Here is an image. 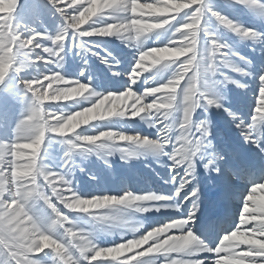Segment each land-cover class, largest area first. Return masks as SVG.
I'll return each instance as SVG.
<instances>
[{
  "label": "clouds",
  "instance_id": "9594fccd",
  "mask_svg": "<svg viewBox=\"0 0 264 264\" xmlns=\"http://www.w3.org/2000/svg\"><path fill=\"white\" fill-rule=\"evenodd\" d=\"M221 2L248 9L264 24L259 0ZM31 3L47 10L56 21L54 31L39 16L32 24L21 22L18 0H0V89L9 85L6 93L21 108L11 137L0 140V264H264V183L250 188L235 226L214 244L198 234V204L186 217L152 223L153 214L183 213L190 199L181 200L186 184L171 194L85 195L70 166L76 157L95 156L109 168L116 156L125 164L151 159L160 167L167 159L171 172L185 168L191 174L199 159L207 161L206 173H218L223 157L209 154L214 147L211 120L195 119L201 110L207 117L212 109L227 113L245 142L264 153L253 139L264 126V71L252 123L246 124L226 105L230 86L246 93L251 85L229 73L250 80L253 63L222 42L221 35L232 33L242 43L264 46V32L215 10L213 0ZM113 40L134 56L123 91L101 92L91 80L62 74L69 41L79 53L98 56L111 67L115 57L94 49ZM133 122L155 130L156 137L130 130ZM193 128L201 133L194 137L196 153ZM56 146L64 150L62 167L48 163ZM175 181L173 176L165 183ZM107 241L113 243L103 246ZM41 254L44 260L38 259Z\"/></svg>",
  "mask_w": 264,
  "mask_h": 264
},
{
  "label": "rangeland",
  "instance_id": "374dc122",
  "mask_svg": "<svg viewBox=\"0 0 264 264\" xmlns=\"http://www.w3.org/2000/svg\"><path fill=\"white\" fill-rule=\"evenodd\" d=\"M259 3L264 4V0H259ZM213 5L215 10L239 21L244 26L264 32V24L259 23L248 9L239 5L227 7L221 0H213ZM17 16L21 22L27 24H32L39 16L49 29L54 31L56 27V21L49 17L47 10L42 5L40 7L33 6L31 0H20ZM36 26L38 30L43 31V28H40L38 24ZM221 35L222 42L230 45L234 51L253 63L254 75L250 80L229 73L235 78L249 83L251 87L248 92L242 93L230 86V103L226 105L240 115L246 124H251L255 97L259 90V75L261 71H264V46L252 45L250 41L242 43L240 38L232 33L222 32ZM94 51L98 52L100 56H108L111 53V56L115 57L114 60L110 59L111 67L103 64L98 56L79 53V49H74L69 41L65 52V69L62 74L70 79H79L83 83H88L91 80L93 86L101 92L123 91L130 83L127 80V75L131 72L134 64L133 53L115 40L110 41L102 48L94 49ZM44 55L47 58V54ZM242 66L246 67L243 64ZM49 67H54V65ZM82 71L84 72L83 76L80 75ZM113 73H120V75L115 76ZM8 87L9 85H6L4 89H0V140H8L11 137V128L15 125L21 111L19 103L10 99L6 93ZM136 87L137 90L142 91V86L137 85ZM205 118L210 119L212 124L210 139L214 147L209 150V154H218L223 157V160L217 162L218 173H206L204 163L207 161L199 159L195 161V171L189 174L185 168L171 172L169 170L171 162L167 159L164 161L165 167H160L151 159L125 164L119 156H116L110 159L111 168H109L95 156L86 161L76 157L70 166L74 168L75 180L79 184L82 194L122 195L127 190L136 193L155 190L171 194L179 187L180 183L187 180L188 183L181 192V200L197 189L199 190L198 199L188 200L182 214H153L152 223L162 222L179 215L186 217L198 204L200 208L197 214L198 234L208 236L215 244L223 234L235 226L242 200L250 188L254 184L264 183V153H261L260 148L254 144L245 142L240 130L236 128L235 123L223 110L212 109L207 117L201 110L195 117L196 121ZM133 123L136 127L130 130L140 131L152 138L156 137L155 130H149L138 122ZM253 139L258 140L260 147L264 148V126L257 131ZM173 143H176L175 140ZM179 146L176 144V147ZM65 159L64 150L56 146L52 150V159L48 163L54 167H62ZM76 165L83 167L84 171L81 172ZM173 176H176L175 183L166 184L165 181H171ZM99 211L103 213L109 209ZM215 232L216 238L213 236ZM112 243L113 241H107L103 246H110ZM46 251L48 250L46 249ZM38 259L44 260V254H41ZM100 264H106V262L102 261Z\"/></svg>",
  "mask_w": 264,
  "mask_h": 264
},
{
  "label": "snow or ice",
  "instance_id": "6c2138e0",
  "mask_svg": "<svg viewBox=\"0 0 264 264\" xmlns=\"http://www.w3.org/2000/svg\"><path fill=\"white\" fill-rule=\"evenodd\" d=\"M19 4H20V0H18V8H19ZM242 131H244V133L247 134V131L245 132V129H242ZM193 133H194V136L192 137V141H193V145H194V147H193V153H196V152L198 151L199 146L196 145V141H195V138H194V137L197 136V134H198V136H200L201 133H200V132H197L195 128H193ZM192 158L195 159L196 156L193 155ZM190 171H191V169H190ZM187 182H188V181L185 180V182H183V183L186 184ZM180 184H182V183H180ZM194 193H195V194H194ZM186 197H190L189 200H197V199H198V192H197V190H196V191H192V192L189 193ZM194 207H195V206H194ZM194 207H193V208H194Z\"/></svg>",
  "mask_w": 264,
  "mask_h": 264
},
{
  "label": "bare ground",
  "instance_id": "6f19581e",
  "mask_svg": "<svg viewBox=\"0 0 264 264\" xmlns=\"http://www.w3.org/2000/svg\"><path fill=\"white\" fill-rule=\"evenodd\" d=\"M257 183V182H256ZM213 236H214V238H216V232L215 233H213Z\"/></svg>",
  "mask_w": 264,
  "mask_h": 264
}]
</instances>
